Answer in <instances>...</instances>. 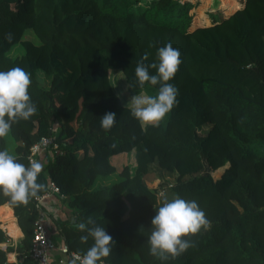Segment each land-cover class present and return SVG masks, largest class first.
Returning a JSON list of instances; mask_svg holds the SVG:
<instances>
[{"label":"trees","instance_id":"1","mask_svg":"<svg viewBox=\"0 0 264 264\" xmlns=\"http://www.w3.org/2000/svg\"><path fill=\"white\" fill-rule=\"evenodd\" d=\"M194 6V0H0V71L28 72L37 108L11 127L14 155L29 166L30 145L51 138L39 155L47 157L38 196L49 180L58 186L71 217L53 221L69 250L83 255L92 246L76 227L91 217L114 242L104 264H264V0H242L227 14L210 10L203 24L193 22ZM27 29L37 42L22 38ZM169 43L181 53L169 81L179 103L145 131L108 70L120 68L127 89L139 92L138 62H157V50ZM17 46L22 53L11 54ZM108 112L116 123L105 131L100 118ZM132 148L134 170L124 166L123 177L108 183L116 171L110 157L128 162L130 153L114 154ZM153 164L174 176L168 189L175 197L195 200L211 222L185 237L193 247L167 261L149 253L151 220L164 202L145 179ZM3 203L21 236L13 243L0 225V264H35L28 250L37 198L13 206L0 194Z\"/></svg>","mask_w":264,"mask_h":264},{"label":"clouds","instance_id":"2","mask_svg":"<svg viewBox=\"0 0 264 264\" xmlns=\"http://www.w3.org/2000/svg\"><path fill=\"white\" fill-rule=\"evenodd\" d=\"M5 39L10 42L12 34L8 33ZM180 56L179 49L169 43L157 50V62L145 65L142 60L135 68L141 89L145 84L159 85L156 95L141 91L131 96L127 103L131 115L145 131L149 126H160L179 103V90L169 81L179 71L182 63ZM143 59H147V53ZM149 68L155 69L156 74H150ZM31 83L30 74L21 67L0 71V138L9 135L13 124L36 114L37 108L29 94ZM100 123L103 130L110 131L116 123V114L105 113ZM42 170L43 166L37 161L25 166L7 149L0 150V194L7 197L13 206H26L31 199L39 198L38 194L45 189L44 184L38 183ZM210 226L211 222L195 200L188 201L179 196L165 200L151 220L153 230L148 238L149 253L161 261L176 259L194 246L185 237L208 230ZM76 227L86 233L80 237L81 242H87L89 237L93 240L83 256H77L79 264H104V258L110 255L114 245L111 235L104 227L97 226L91 217L86 222H79Z\"/></svg>","mask_w":264,"mask_h":264},{"label":"rangeland","instance_id":"3","mask_svg":"<svg viewBox=\"0 0 264 264\" xmlns=\"http://www.w3.org/2000/svg\"><path fill=\"white\" fill-rule=\"evenodd\" d=\"M194 1H195V6L192 8L191 11H193V22H195L196 24H203V23L209 22V17H208L207 12L210 10L221 8L222 12L224 14H227L233 11V9L241 6L242 4V0L240 1L238 0H194ZM231 1L233 2L232 5H230ZM22 38L30 39L35 42L38 41L36 35L33 33L31 29L25 30L22 35ZM21 53H22V47L20 46L15 47L11 51V54L13 55H19ZM108 76H109L110 83L112 87L114 88L115 92L117 93V95L123 102H126V103H128L131 96L140 94L141 91H144L149 95H156L158 92L157 90L153 89L149 84H145L144 88L140 89L139 92H136V93L130 92L126 87L125 76L122 70L117 67L109 68ZM165 119L163 121H165ZM207 127L208 125H205L202 128V131L206 130ZM14 144L15 142L13 141V138L10 135L6 136V149L10 152V154H14V148H13ZM128 153H130L128 162H124L125 161L124 157L122 158V160H120L121 158L111 159L112 160L111 162L115 164L116 171L109 175L108 180H107L108 183L113 182L123 177L119 172L124 166H129L131 171L134 170L135 162H136L134 148L123 151V152H118L114 154V156L115 155L118 156L120 154L126 155ZM40 164L42 165L41 162ZM145 179L148 181V183L151 186L157 187L159 189L160 197L163 201L171 200L175 197V194L168 189L169 186L174 182V176L162 171L156 164L152 165L151 170L148 174H146ZM2 246H4V243L2 244ZM15 256L17 255L8 253V257L10 258L15 257Z\"/></svg>","mask_w":264,"mask_h":264},{"label":"built area","instance_id":"4","mask_svg":"<svg viewBox=\"0 0 264 264\" xmlns=\"http://www.w3.org/2000/svg\"><path fill=\"white\" fill-rule=\"evenodd\" d=\"M50 143L51 138L49 136H41L37 141L30 145L28 154L29 161H38L39 155L48 149ZM54 146H56V144H54ZM57 193H59L58 186L54 183V181L49 180L48 188L41 195H39V198H37L36 205L39 208V216L34 221L33 235L28 250V254L35 261V264H54L53 255L55 251L60 254L56 264H72L73 261H76V264H79L77 256H83L78 252L69 250L61 234L59 235L58 240H55L50 236V232L43 219L41 202L44 198ZM9 259L15 260L16 258L14 257Z\"/></svg>","mask_w":264,"mask_h":264},{"label":"crops","instance_id":"5","mask_svg":"<svg viewBox=\"0 0 264 264\" xmlns=\"http://www.w3.org/2000/svg\"><path fill=\"white\" fill-rule=\"evenodd\" d=\"M240 1V0H238ZM232 5L233 2H230ZM230 7V6H229ZM46 156H40L39 157V162L42 163V165H44V163L46 162ZM111 157H110V162H111ZM112 163V162H111ZM113 164V163H112ZM115 166V164H114ZM106 181V180H104ZM42 204V210H43V219L47 225V228L50 232V236L55 239L58 240L59 239V229L55 226L54 223V218L55 219H66L71 217V209L63 202L59 199V197L57 196V194H53L51 196H48L46 198L43 199V201L41 202ZM0 224L5 227L8 231V233L10 234V236L12 237L11 240L13 242L17 241V239L20 238L21 233L18 227V224L16 222V218L14 217L11 208L8 206L7 203H3L0 204ZM4 242L0 243V247L4 248L5 247V243L4 246H2ZM11 254H16V252H10ZM17 257V256H15ZM60 257V254L55 251L54 255H53V262L54 264H56L58 258ZM10 258V257H9ZM14 258V257H12Z\"/></svg>","mask_w":264,"mask_h":264}]
</instances>
